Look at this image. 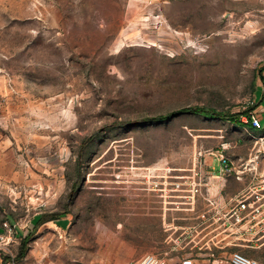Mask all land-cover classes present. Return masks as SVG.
Masks as SVG:
<instances>
[{"label": "rangeland", "instance_id": "rangeland-1", "mask_svg": "<svg viewBox=\"0 0 264 264\" xmlns=\"http://www.w3.org/2000/svg\"><path fill=\"white\" fill-rule=\"evenodd\" d=\"M263 99L264 0H0V264L175 258L173 169L256 139L231 120L154 118ZM223 238L203 253L228 258ZM256 243L233 249L264 264Z\"/></svg>", "mask_w": 264, "mask_h": 264}, {"label": "crops", "instance_id": "crops-1", "mask_svg": "<svg viewBox=\"0 0 264 264\" xmlns=\"http://www.w3.org/2000/svg\"><path fill=\"white\" fill-rule=\"evenodd\" d=\"M257 114L261 118L263 125L261 130L254 128L250 112L248 113V111L247 113L237 114L234 120H223H231L232 123L237 124L233 128H243L252 137V133L264 131V109L260 113L257 112ZM257 148H259V144L256 141H223L217 146L196 149L193 156L185 164L175 167L173 170L177 172L181 171L182 174L192 175L199 169L200 162H204L203 167L208 175L207 183L203 187V195H198L196 202L186 204L185 209L177 210L185 213V217H178L182 220L180 221L181 224L184 223V225L192 226L193 228L198 227L199 229L207 226V223L213 217L214 211L210 207L211 205L206 199V195L217 200L218 204L230 206L239 195L247 194L251 203L256 202L264 208V151L262 148L256 151ZM200 150L203 151L201 156L198 155ZM221 154L229 158L231 171H224ZM204 213H207L208 218L203 217ZM234 220V218H228L214 223L216 226H220L224 222L225 225H228V230L231 234L225 233L224 236L210 237L207 233L208 236L205 235V237H208L210 243L212 241L215 244L216 240H223V237H225L232 245L229 248L232 252L236 251L233 248L242 245V241L257 242L256 244L258 245L256 247L258 249L264 247V233L260 234L261 231H264L263 213L258 218L251 217L242 222H235ZM206 230H204L203 235ZM0 231H3L2 227H0ZM180 255H177L176 259ZM211 259L215 260L217 264H223L227 260L220 254L211 256ZM259 260H261V257Z\"/></svg>", "mask_w": 264, "mask_h": 264}, {"label": "built area", "instance_id": "built-area-1", "mask_svg": "<svg viewBox=\"0 0 264 264\" xmlns=\"http://www.w3.org/2000/svg\"><path fill=\"white\" fill-rule=\"evenodd\" d=\"M251 121L257 130H261L263 128L261 118L258 116L257 112L252 110L250 111ZM254 139H256L257 144H259V148L256 151L262 150L264 151V131H259L257 133L251 134ZM226 148V146H224ZM259 153V152H256ZM264 153V152H263ZM203 151H199L198 155L201 156ZM221 161L224 164V171H231V167L229 166V158L221 154ZM204 162H200L199 169L196 170L192 175H181L180 180L175 182L174 187L171 189L173 192L170 196L174 199L171 201L174 203L173 209L183 210L188 203L196 202L198 195H203V187L207 183L208 175L206 170L203 167ZM176 198V199H175ZM206 199L208 200L210 207L213 209V217H211V221L207 223V226L199 229L198 227L193 228L188 225H175L173 226L174 231L171 232L169 242L171 243V251H177L180 257L176 259V257L168 258L165 255L161 254H147L140 259L136 260L134 264H217L215 260L211 259V256L203 253L204 248L207 249L209 247L210 240L208 239V235L210 230H206V233L203 235L205 229L214 225L215 222L221 221L224 219H232L234 218L235 222H242L248 218H258L260 214L264 215V208L260 204L256 202L251 203L249 200V196L247 194L239 195L230 206H226L223 204H218L217 200L212 199L210 196L206 195ZM204 218H208L207 213L203 214ZM210 219V218H209ZM215 220V221H213ZM216 226V225H214ZM220 226H223L224 230H227L229 227L225 225V223H221ZM216 228V227H215ZM213 228V229H215ZM208 233V235H207ZM205 235H207L205 237ZM215 237V236H212ZM223 240H216V244L221 243ZM191 246V248H196L201 251L195 253H184L183 250L187 247ZM168 253V252H166ZM225 264H263L259 259L249 256L243 253L240 250L233 251L230 256L227 258Z\"/></svg>", "mask_w": 264, "mask_h": 264}, {"label": "trees", "instance_id": "trees-1", "mask_svg": "<svg viewBox=\"0 0 264 264\" xmlns=\"http://www.w3.org/2000/svg\"><path fill=\"white\" fill-rule=\"evenodd\" d=\"M248 110H245L244 112L241 113H247ZM181 113H197L201 114L207 117H212V118H221V119H232L234 120V115L231 113H227L224 111L217 110L215 108H209L206 106H188V107H183L179 109L178 111H174L170 114L167 115H162L157 118H154L159 121L167 120L170 119L173 116H176ZM249 113V112H248ZM42 222V216H39L38 218V223ZM30 239V236H25L23 237V244H22V250H21V256H24L26 254V251L28 249V241Z\"/></svg>", "mask_w": 264, "mask_h": 264}]
</instances>
